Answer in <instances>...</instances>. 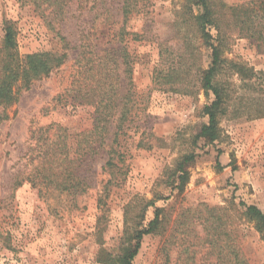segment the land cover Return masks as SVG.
Listing matches in <instances>:
<instances>
[{
  "label": "rangeland",
  "instance_id": "obj_1",
  "mask_svg": "<svg viewBox=\"0 0 264 264\" xmlns=\"http://www.w3.org/2000/svg\"><path fill=\"white\" fill-rule=\"evenodd\" d=\"M54 1L0 0V44L9 27L22 57L67 54L0 106V264H107L156 208L159 224L133 264H220L214 243L264 264V238L240 205L264 213V0H210L229 25L217 77L226 111L212 143L199 138L214 95L203 88L212 61L195 0H134L126 20L124 0ZM83 58L95 60L101 95L114 92L96 132L94 107L73 99L94 85ZM60 128L87 186L76 195L63 191L69 164L40 155L39 138L53 141ZM192 155L180 191L177 170Z\"/></svg>",
  "mask_w": 264,
  "mask_h": 264
},
{
  "label": "trees",
  "instance_id": "obj_2",
  "mask_svg": "<svg viewBox=\"0 0 264 264\" xmlns=\"http://www.w3.org/2000/svg\"><path fill=\"white\" fill-rule=\"evenodd\" d=\"M134 0H124V17L127 19V15L133 11ZM197 6H200L201 12L194 16L199 31L203 34L206 45L211 50V65L210 68L204 70L203 72V88L207 92H212L214 95V100L210 106L206 107L205 114L209 119L208 124H205L201 128L199 138L205 139L207 142H214L218 139V126L221 115L226 111L227 97L225 96V89L217 84V77L222 70V64L225 62L223 60V52L225 47L229 42V25L228 21L225 20V16L221 17L217 14V9L214 8L215 5L210 0H195ZM60 1H54L49 4V6L54 7L55 9H60ZM135 9V8H134ZM237 11V10H236ZM235 23L239 24L243 22L242 17L239 15L235 16ZM208 28L215 29L217 35L213 37L211 33L208 32ZM16 37L13 30L9 27L5 29L4 38L0 44V106L7 111L11 106H13L17 100L19 94L23 90H28L36 82L43 78L48 77L54 70L61 68L65 65L67 60L66 53H41L33 54L27 56H20L18 53ZM94 55V54H93ZM90 64L91 68L87 72H91V82H93V89L85 92L86 96L81 95L82 91H78L77 96L73 97L75 100L74 103L77 105L90 104L95 109V125L92 132L99 130V120L105 122L107 118H110L112 112V97L113 90L107 92L109 94L101 95V91H98L101 78L99 76V71L94 66L95 60H89L88 58H83V61H86ZM96 65V64H95ZM236 67V64L233 66ZM106 81L110 79L109 72L105 74ZM107 96L105 98L104 96ZM107 108H110L109 111ZM107 114L108 116H105ZM104 115V118H103ZM58 136L57 138L50 140L49 136L43 138L41 136L38 143H43L40 155H42V162L47 161L50 158H53L56 162L58 159H63L64 164L68 163L70 170H63L67 173L63 179V191H67L69 195H76L78 192H84L87 188L86 184L82 179L76 174L74 165L76 164L75 157H71V146L69 145L70 138L67 137L66 131L62 128L57 129ZM45 141H44V140ZM42 140V141H41ZM81 145V142H79ZM95 151L92 146L85 147L83 152L79 155L81 157L89 155L91 152ZM114 158L111 157L107 166L110 168H115L113 163ZM195 157L187 156L184 159V162L179 165L177 170L178 185L177 189L182 191L185 185L188 182L189 174L188 167L192 162H194ZM78 163V162H77ZM48 178V177H47ZM116 185H119L118 182L114 180ZM76 191V192H75ZM74 192V194H72ZM102 200L99 201L101 205ZM244 210L246 216L250 219L251 222L255 224L256 229L264 238V213L256 206L240 204ZM161 208H156L155 218L150 222L147 229L137 230L134 234L127 238L129 241L128 248L125 249L124 253L117 258L112 260V257L108 258L107 264H133V260L138 255L142 239L150 234H153L156 230V227L159 224ZM135 241V244L133 242ZM214 251L218 255V261L220 264H249L248 260L243 258L240 255V252L236 248L232 247H220L218 243L212 245Z\"/></svg>",
  "mask_w": 264,
  "mask_h": 264
}]
</instances>
